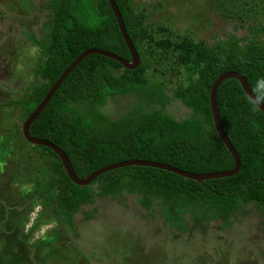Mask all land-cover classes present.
Returning a JSON list of instances; mask_svg holds the SVG:
<instances>
[{
    "label": "trees",
    "instance_id": "1",
    "mask_svg": "<svg viewBox=\"0 0 264 264\" xmlns=\"http://www.w3.org/2000/svg\"><path fill=\"white\" fill-rule=\"evenodd\" d=\"M115 1L141 57L139 68L129 70L107 57L88 56L32 124L31 135L60 147L80 178L129 160L162 163L195 174L233 169L235 161L214 125L210 91L228 71L242 74L252 89L264 77V41L254 34L230 35L208 46L176 36L166 27L160 28L167 35L159 41L135 0ZM45 9L44 34L23 33L26 42L41 49L35 81L17 99L0 104V109L20 108L24 122L85 51L102 49L131 60L108 0H49ZM151 72L160 77L173 74L178 81L168 87ZM117 97L133 102L123 116L112 119L101 109ZM217 99L222 126L241 159L235 176L198 182L158 168L131 166L82 187L70 180L54 151L23 138V146L41 151L33 167H48L53 174L46 189L37 184L34 198L75 232V216L83 207L93 208L84 214L92 219L97 198L119 200L124 195L134 196L149 217L160 214L175 237L178 232L189 237L205 233L212 221L228 229L253 211L261 214L264 226V112L253 110L234 78L221 84ZM176 100L192 111L190 117L178 120L168 112ZM14 225L13 215L0 200V264H34L29 259L32 247ZM40 246L43 256L46 245Z\"/></svg>",
    "mask_w": 264,
    "mask_h": 264
},
{
    "label": "rangeland",
    "instance_id": "2",
    "mask_svg": "<svg viewBox=\"0 0 264 264\" xmlns=\"http://www.w3.org/2000/svg\"><path fill=\"white\" fill-rule=\"evenodd\" d=\"M49 0H0V104L17 99L23 90L35 81V68L41 53L35 59L27 56V49L35 46L25 41L24 32L38 37L44 34L45 9ZM138 11L153 25V34L161 41L166 27L179 37H190L213 46L230 35H256L264 41V0H135ZM23 69L18 70V65ZM151 75L166 81L168 87L177 83L173 74ZM159 76V77H158ZM172 81V83H170ZM132 98L111 99L102 112L117 119L129 109ZM168 112L178 120L191 116L192 111L180 101H173ZM24 121L20 108L0 109V161L6 167L0 172V200L13 215V223L29 243L31 233L24 234L35 199L37 184L46 189L53 174L48 167H33L40 161V150L23 146ZM34 185L31 193H21L19 185ZM6 201H5V200ZM10 206H9V201ZM94 218L86 219L91 211L83 207L75 216L76 232L53 216L45 205L43 221L55 218L58 227L50 232L47 241L29 244V259L34 264H264L263 218L257 211L249 213L231 228L221 229L220 222L212 221L205 233L189 237L170 231L164 218L147 215L134 196L124 195L119 200L97 198ZM35 231V229H33ZM15 232V231H14ZM40 244L46 245L38 252ZM37 245V246H35ZM53 248V249H51ZM47 250L54 254L47 255ZM60 252L56 253V252ZM55 261V262H54Z\"/></svg>",
    "mask_w": 264,
    "mask_h": 264
},
{
    "label": "water",
    "instance_id": "3",
    "mask_svg": "<svg viewBox=\"0 0 264 264\" xmlns=\"http://www.w3.org/2000/svg\"><path fill=\"white\" fill-rule=\"evenodd\" d=\"M109 4L111 5V8L116 16L121 34L126 42V45L130 51L131 54V60L124 59L116 54H113L111 52L102 50V49H90L88 51H85L82 53L61 75V77L54 83V85L51 87L49 92L47 93L46 97L42 101V103L30 114V116L26 119V121L23 124L22 127V134L23 137L25 138L26 141H28L31 145L33 146H42L46 147L48 149H51L54 151L59 158L61 159L63 166L70 178V180L75 183L78 186L86 187L91 185L97 178L103 176L106 173L119 170L125 167H131V166H142V167H153V168H158L162 169L165 171L172 172L174 174L186 177L188 179H192L198 182L205 181V180H211V179H219V178H228L235 176L236 174L239 173L241 169V159L239 156V153L237 150L234 148L232 142L230 141L226 131L224 130L220 115H219V109H218V91L223 82H225L228 79L234 78L237 79L240 84L242 85L247 97L251 96V87L247 81V79L240 73L235 72V71H228L223 73L221 76H219L210 91V105H211V111L213 115V121L215 128L217 132L219 133L224 145L232 155L234 161H235V167L231 170L227 171H219V172H213V173H206V174H195L191 172L184 171L182 169L176 168L171 165H166L162 163H157V162H151V161H144V160H129V161H124L120 163H116L107 167H104L96 172H94L92 175H90L87 178H80L77 176L74 167L71 163L70 158L68 155L56 144L40 139L37 137H34L30 133V129L32 124L39 118V116L42 114L44 109L47 107L57 90L60 88V86L65 82V80L68 78V76L73 72V70L83 61L85 60L88 56L90 55H101L104 57H107L109 59L115 60L119 63H121L125 68L129 70H136L139 68L141 64V57L138 53V50L136 49L134 43L132 42L123 17L122 13L116 3L115 0H108ZM262 112H264V105L261 106L260 109Z\"/></svg>",
    "mask_w": 264,
    "mask_h": 264
},
{
    "label": "clouds",
    "instance_id": "4",
    "mask_svg": "<svg viewBox=\"0 0 264 264\" xmlns=\"http://www.w3.org/2000/svg\"><path fill=\"white\" fill-rule=\"evenodd\" d=\"M41 53V49L37 46H32L27 49V56L35 59ZM23 69V64L18 65V70ZM251 96H249V102L253 105V110H260L264 105V77L258 78L254 87L251 89ZM6 167V161H0V172H3ZM21 193L27 194L33 191L34 185L23 184L19 185ZM43 203L35 202L33 204L31 212L28 214L27 221L22 225L25 235L31 233V239L29 244H33L40 240L47 241L49 239V233L58 227V221L55 218L43 221L37 227V221L41 220V213L43 211ZM35 229V231H33Z\"/></svg>",
    "mask_w": 264,
    "mask_h": 264
},
{
    "label": "flooded vegetation",
    "instance_id": "5",
    "mask_svg": "<svg viewBox=\"0 0 264 264\" xmlns=\"http://www.w3.org/2000/svg\"><path fill=\"white\" fill-rule=\"evenodd\" d=\"M176 101H178V100H176ZM185 106V105H184ZM186 107V106H185ZM168 109V108H167ZM189 109V108H188Z\"/></svg>",
    "mask_w": 264,
    "mask_h": 264
}]
</instances>
